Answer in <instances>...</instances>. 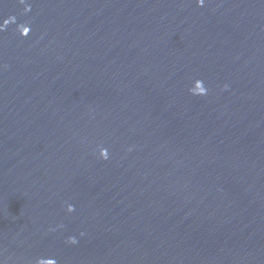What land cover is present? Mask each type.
Instances as JSON below:
<instances>
[{
  "label": "water",
  "instance_id": "water-1",
  "mask_svg": "<svg viewBox=\"0 0 264 264\" xmlns=\"http://www.w3.org/2000/svg\"><path fill=\"white\" fill-rule=\"evenodd\" d=\"M0 264H264V0H0Z\"/></svg>",
  "mask_w": 264,
  "mask_h": 264
}]
</instances>
